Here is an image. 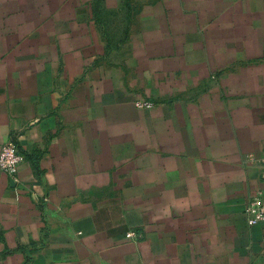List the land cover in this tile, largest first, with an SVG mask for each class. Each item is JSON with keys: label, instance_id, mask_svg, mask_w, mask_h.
<instances>
[{"label": "crops", "instance_id": "0c3cea01", "mask_svg": "<svg viewBox=\"0 0 264 264\" xmlns=\"http://www.w3.org/2000/svg\"><path fill=\"white\" fill-rule=\"evenodd\" d=\"M8 140L0 264H264V0H0Z\"/></svg>", "mask_w": 264, "mask_h": 264}, {"label": "built area", "instance_id": "2783aa9c", "mask_svg": "<svg viewBox=\"0 0 264 264\" xmlns=\"http://www.w3.org/2000/svg\"><path fill=\"white\" fill-rule=\"evenodd\" d=\"M135 105L140 108H148L153 105L149 100H137ZM23 155L18 149V145L14 140L6 141L0 152V169L8 174L14 175L19 170V166L23 162ZM250 225L264 222V190L260 189L253 193L244 210ZM133 235L132 233L129 234Z\"/></svg>", "mask_w": 264, "mask_h": 264}]
</instances>
